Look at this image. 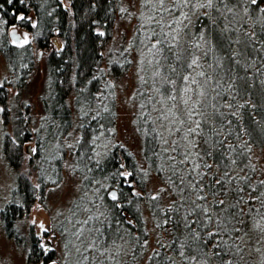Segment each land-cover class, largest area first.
<instances>
[{"label": "trees", "instance_id": "1", "mask_svg": "<svg viewBox=\"0 0 264 264\" xmlns=\"http://www.w3.org/2000/svg\"><path fill=\"white\" fill-rule=\"evenodd\" d=\"M69 1L71 12L61 0H0V49L14 87L24 89L31 77L33 42L36 48H53V38L63 42L48 56L46 132L32 137L29 124L19 116L15 139L7 137L3 143L8 164L20 166L22 146L32 139L37 140L38 150H47L49 141L58 140V149L66 151L61 139L71 134L68 99L73 96L83 111L73 155L80 172L88 169L91 174L83 181L80 202L92 212L91 203L87 205L90 199L101 204L99 209L94 207L99 215H86L93 242L82 250L85 264H264V251L259 254L251 247L252 241L244 242L241 236L244 227L256 220L264 241V170L254 155L264 151V0H197L187 26L174 24L162 33L159 25L153 26L142 36L164 80L158 94L167 96L169 89L181 88L186 82L194 87L190 119L173 122L165 130L166 137L158 134L159 121L152 120L155 116L148 110L152 104L144 106V164L173 197L165 207L160 206L161 199L146 194L130 151L115 145L102 159L94 158L100 133L110 134L113 121V101L105 109L100 105L106 97H113V79L120 78L129 66V54L120 47L114 55L110 47L123 0ZM13 25L33 34L32 43L12 42L8 28ZM42 159L48 160L45 155ZM59 162L56 159L54 174L60 169ZM124 169L130 174L128 182ZM40 182L41 187L35 188L28 179H18L12 200L0 215L9 236L36 196L44 193L48 183L42 176ZM107 183L111 190L106 192ZM132 183H137L136 188ZM93 189H97L95 196ZM145 207L165 237L147 260ZM81 212L82 208L73 212V218L80 219ZM31 252L30 261L43 255L34 237ZM247 256L253 262L245 261ZM53 260L51 255L47 262Z\"/></svg>", "mask_w": 264, "mask_h": 264}, {"label": "rangeland", "instance_id": "2", "mask_svg": "<svg viewBox=\"0 0 264 264\" xmlns=\"http://www.w3.org/2000/svg\"><path fill=\"white\" fill-rule=\"evenodd\" d=\"M61 2L67 11H72L69 0H61ZM197 4V0H123L113 24V39L110 42V47L111 49L113 47L114 55L117 53V49L122 47L121 51L124 54H129L130 60L125 73L120 78L113 79L115 85L114 92L111 93L113 97H106L100 105L101 107L105 106V109L109 102L113 101L111 112L113 121L111 131L108 132L110 134L100 133L101 140L97 144L95 143L98 147L94 158L96 161L102 159L115 145H120L130 151L138 165L137 170L141 173H139V180L141 183L142 181L145 183L146 194L149 198L161 199L159 202L162 207L169 206L173 197L167 193V188L157 176L147 172L146 164H144L142 145V116L146 113L144 106L148 103L152 104L151 109L148 110L150 113L152 111L151 115L157 119L152 120L159 121L156 125L158 134L166 137L165 130L173 122L176 125L178 120L190 119L189 111L193 102L191 93L194 87L192 83L186 82L181 88L175 86L173 89H169L167 96L158 94L159 85L163 87L164 80L162 73L155 68L152 60L156 58L150 54L151 48L145 46L142 36L153 26L159 25L158 31L161 33L164 28H166L165 31H168L174 24L182 28L187 26L189 24L188 17L192 16L194 6ZM30 18H33L32 14ZM2 32L3 27L0 28V36ZM8 35L16 45L26 44L34 38L33 34L20 25L9 27ZM17 36H20V39ZM54 39L56 38L51 41ZM177 39L179 40V38ZM57 43L63 42L57 38ZM57 43L52 44L53 48H56ZM154 43L156 42L154 41ZM33 45L35 67L24 89L13 86L8 61L0 49V89L3 92L2 98L0 96V215L12 200L20 177L28 179L33 187L39 188L42 185L40 182V176H42L44 183H48V186L43 194L36 196V201L31 208L18 219L12 236L8 235L0 218V264H85L82 250L91 247L93 242L85 225L88 223L86 218L88 215V218L99 215L100 211H94V207L99 209L101 204L94 201L93 198L90 199L87 205L89 202L91 203L92 212L80 202L83 181L91 174L88 169L87 171L85 169V172H80L78 161L73 155V152H76L80 134L79 118L83 117V111L75 105V98L72 96L68 99L73 117L69 131L71 134L61 139V142L65 143L63 148L66 151L58 149L57 146L60 143V141L57 143L58 140L49 141L47 150H38L37 140L32 139L23 144L22 161L17 168H12L3 154L4 140L7 137L15 136L19 116L24 117V121L29 124L28 127L33 133L32 137L36 132L38 135L39 132L41 134L46 132L45 128L48 123L46 119L49 118L45 109L46 80L48 56L53 48H36L34 42ZM173 93H175L174 96ZM2 101H6L5 106ZM172 137L178 139L179 135ZM172 137L169 135V138ZM52 149L53 152H51ZM44 155L48 159L45 162L42 159ZM254 155L259 169L263 167L264 170V151H256ZM58 158L61 163L60 169L58 173L54 174L55 161ZM123 175L125 178L127 177L126 182L130 181L127 169H124ZM101 184L104 183L101 182ZM132 185L134 189L137 183H132ZM105 187L106 192L111 188L108 183ZM95 190L97 189L92 190L93 196H95ZM140 194H142V190ZM79 208H82L80 219L75 220L73 212H79ZM144 216L149 232L147 260L151 253L160 247V243L165 237L160 233L154 221L155 218L146 207ZM80 224L82 225L80 226ZM74 225L76 226L75 231H73ZM244 228L245 231L241 235L243 241L247 243L252 241L251 247L259 254L263 252L264 241L259 234V230L262 228L259 222L253 220ZM32 237L36 239L37 248L43 251V255L35 262L29 260ZM68 237L72 239L71 245L70 243L68 245ZM31 255L32 259L36 258L34 253L31 252ZM51 255L54 260L47 262ZM246 258L250 259L247 256L245 261ZM251 262L253 261L251 260Z\"/></svg>", "mask_w": 264, "mask_h": 264}, {"label": "snow or ice", "instance_id": "3", "mask_svg": "<svg viewBox=\"0 0 264 264\" xmlns=\"http://www.w3.org/2000/svg\"><path fill=\"white\" fill-rule=\"evenodd\" d=\"M9 2H11V0H9ZM253 2L255 3V0H253ZM20 19H21V20H23V19H24V17H23V16H21V17H20ZM25 42H26V40H25ZM113 198H115V196H113Z\"/></svg>", "mask_w": 264, "mask_h": 264}, {"label": "flooded vegetation", "instance_id": "4", "mask_svg": "<svg viewBox=\"0 0 264 264\" xmlns=\"http://www.w3.org/2000/svg\"><path fill=\"white\" fill-rule=\"evenodd\" d=\"M13 35H14V34H13ZM15 37H16V36H15ZM18 39H20V38H18ZM53 43L56 44L54 41H53ZM57 46H58V47H61V44H60V43H59V44L57 43ZM38 249H39V248H38Z\"/></svg>", "mask_w": 264, "mask_h": 264}, {"label": "water", "instance_id": "5", "mask_svg": "<svg viewBox=\"0 0 264 264\" xmlns=\"http://www.w3.org/2000/svg\"><path fill=\"white\" fill-rule=\"evenodd\" d=\"M17 38H20V36H17ZM54 42L57 43V39H54Z\"/></svg>", "mask_w": 264, "mask_h": 264}]
</instances>
